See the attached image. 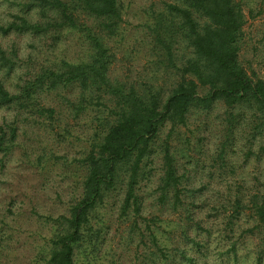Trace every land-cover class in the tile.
I'll return each mask as SVG.
<instances>
[{
  "label": "rangeland",
  "instance_id": "1",
  "mask_svg": "<svg viewBox=\"0 0 264 264\" xmlns=\"http://www.w3.org/2000/svg\"><path fill=\"white\" fill-rule=\"evenodd\" d=\"M170 1L119 0L122 18L113 33L93 19L79 17L109 48L113 80L168 90L174 77L162 76L153 61L148 27L154 14ZM243 9L246 21L239 59L249 74L264 79V0H245ZM12 13L18 11L0 0V19H14ZM0 43L8 54L13 46L20 59L9 72L0 63V78L11 91L28 78V71L40 66L63 70L62 60H85L91 48L86 33L79 30L66 31L53 43L29 33L0 35ZM78 91L59 89L42 96L41 105L55 109L51 119L17 105H0V126L7 140L9 127H15L10 153L0 152V264H42L56 217L67 214L80 195L83 159L96 141L106 110L91 106L74 117L65 101ZM224 116L220 104L207 113L193 114L170 139L178 172L191 189L177 211L170 208L172 193L165 194L163 202L159 198L160 145L165 132L160 133L155 141L159 154L151 157V171L141 182L142 209L134 227L133 217L118 216V203L109 201L102 210L106 241L99 260L142 264L143 249L150 247L157 254L145 228L148 223L158 243L173 255L164 264H190L180 262L184 248L193 264H264V224L258 222L252 207L253 195L264 181V126L251 132L252 124H242L220 153L226 137Z\"/></svg>",
  "mask_w": 264,
  "mask_h": 264
},
{
  "label": "trees",
  "instance_id": "2",
  "mask_svg": "<svg viewBox=\"0 0 264 264\" xmlns=\"http://www.w3.org/2000/svg\"><path fill=\"white\" fill-rule=\"evenodd\" d=\"M7 1L18 13H12L14 19H0V35L29 33L53 43L66 31L79 30L86 33L91 48L85 60H62L63 70L48 66L27 69L28 78L13 91L0 78V105H17L51 119L55 109L43 107L42 96L74 88L78 95L65 101L72 106L74 117L91 106L106 110L96 141L83 159L80 195L67 214L56 217L42 264H104L99 260L106 241L102 210L109 201L118 203V216L133 217L134 227L142 209L141 182L151 171V157L159 154L155 141L160 133L165 132L160 145L163 174L159 198L163 202L168 197L165 194L172 193L170 208L177 211L183 205L182 197L191 191L183 183L184 174L178 172L170 143L178 127L186 126L191 115L222 105L226 131L222 153L230 135L242 124H252L251 132L264 126V79L249 74L239 59L245 0H171L154 14L148 27L149 50L161 75L174 77L167 91L153 84L113 80L109 48L86 22L79 21L84 16L115 32L122 18L119 0ZM15 50L12 46L8 54L0 43V63L8 72L20 60ZM9 128L7 140L0 126V152L4 154L10 153L14 141L15 127ZM261 185L253 195L252 207L258 222L264 224V181ZM145 228L157 254L150 247L143 249L142 264L169 261L173 255L158 243L148 223ZM180 255L181 263L193 264L185 248Z\"/></svg>",
  "mask_w": 264,
  "mask_h": 264
}]
</instances>
